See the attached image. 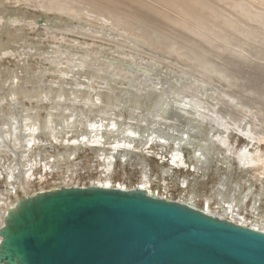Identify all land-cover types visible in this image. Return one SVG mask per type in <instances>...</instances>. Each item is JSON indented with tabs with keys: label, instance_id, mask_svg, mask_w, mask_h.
Returning a JSON list of instances; mask_svg holds the SVG:
<instances>
[{
	"label": "bare ground",
	"instance_id": "1",
	"mask_svg": "<svg viewBox=\"0 0 264 264\" xmlns=\"http://www.w3.org/2000/svg\"><path fill=\"white\" fill-rule=\"evenodd\" d=\"M20 1L21 0H17L16 3ZM25 1L28 2L29 0ZM135 1H139L138 5L140 6L141 4L142 7L148 5L151 8L153 6L152 9L158 13L157 15H160L158 17L161 18L162 16V19H166L170 24L172 23L185 28L191 31L195 36L204 37L209 41L223 38L224 35L221 33L225 32L227 26L233 27L247 35L248 32L252 34L257 32L254 27L249 25L244 26L243 20L233 18L228 9L224 8L221 10L217 5L218 1H222L234 9H242L245 15H249V18H253L254 16H259L258 18H260V20L263 18L260 14L263 12L260 11V13H258L259 11L254 10L251 2L243 0ZM33 2L34 5L39 3L38 6L47 11H54L60 14L66 13L79 17L80 20L77 19L81 22V28L88 31V33H90L89 31L96 33L98 30V34H106L108 33L106 31L108 27H111L112 30H116L118 27L123 26L127 32L130 31L133 35L137 34L135 38H140L144 41L154 40L155 38L151 37V34L158 35V33L154 31L153 33L148 32V34L135 33L134 30L136 28L143 30L145 25L154 27L153 24L156 23V21H153L158 17L153 15V18L149 13L142 10L137 11L135 9L134 11L132 9L133 11H128L125 8L129 4L126 3L128 5H124L125 2H122V0H118L116 6H107V3H104L103 0H34ZM154 3L161 6H154ZM9 5H11L10 0L0 1V56L8 50H15V48H18V50L22 52L21 54H23V49L26 47L32 46L33 49H36L35 45L29 43V39L25 37L23 30L25 22L31 24L36 23L35 16L26 11L24 12V10H9ZM122 5L125 10L121 8ZM162 5L165 7L164 10L162 9ZM45 18L46 25H53L61 30L63 23L60 24L58 22L59 18L56 16L53 18L45 16ZM94 20H98L99 22ZM256 20L258 21V19ZM16 21H19L20 28L15 33L11 25ZM107 21L109 24H107ZM133 21L136 22V27ZM130 22L132 24H130ZM64 24L66 27H69V31L76 32L74 30L76 28L72 26L74 22L66 21ZM88 25H94L95 29L92 31ZM76 26H79V23H77ZM103 27L106 30H101ZM113 34H110V38L114 37L115 34ZM84 35L88 36L85 33ZM119 35H121V38L122 36L126 37V33L122 34L121 32H118L115 37L120 38ZM228 35L230 34L228 33ZM112 41L114 40H110V42ZM207 41L206 43H208ZM71 42L78 44L75 40L69 43ZM114 42L117 45L115 49L94 48L87 43V46H76L74 43H71L69 47L63 46L64 48H62V50L60 48L57 49L58 52L54 49H49L46 57H48V54H60L61 50L64 55L70 52L66 54L68 57L65 58L68 59V62H72L65 71L73 77V83L70 86H59L57 90L51 87L50 84H45L43 80L45 70L43 71L40 69L37 72H32L29 70V65L27 63H24V66L18 69L10 70L5 69L0 64V79L2 83H10L9 86H4L9 87L5 88L6 97L9 98L4 99L0 97V152L5 150L10 151L6 152V162L1 165L7 175L8 186L5 188L6 192L0 191V228L3 226L5 216L9 210L15 207L21 200L18 189L21 188L22 184L18 183V181L26 180L27 176L37 164L36 158L39 157L41 159L43 155L42 152H48V149H46L47 147L43 148V145L38 147V149H33L34 145L42 142L41 140H52V147H56L59 142H63L65 139L66 143L62 145L64 147L63 151L56 152L52 155V158L54 159L53 162L58 167L62 166L60 165V161H64V164L68 162L66 166L67 169L70 168V161L75 158L83 149V146L85 147L86 145L94 150L96 157H99L98 159L101 158L104 161L105 167L109 170L113 167L112 162L117 159L121 162L134 161V159H136L135 162L140 166V173L143 177L141 182H144L141 185L138 184L136 187H142L151 193L152 189L150 185H147V181H145L149 179L150 174L147 169V158L143 150L149 148L152 144L158 145L159 150L149 151L147 149L146 153L149 154V156L151 155L157 158V163L160 167L159 172L164 176L169 175L172 182L176 179L174 171L178 169H188L190 171L191 166L187 161V156L184 154L185 150L190 152L189 158L192 160L193 164H195V167L204 172L209 171L208 169L211 168L218 159L222 162L228 161V155L231 151L228 149L229 147L225 148L223 146L225 143L226 145L229 143L223 141V139H228V137H226L228 135L226 130H222L220 126L227 129V131L231 128L229 122L231 118L229 117L230 110L226 108V110L223 111L222 109H218V102H209V92L201 90L200 87L192 86L190 88V86H184V84L188 82L187 78L182 76V72L174 71L167 66H161L155 62L156 60H147L138 55L140 52H138L137 55H135V53L132 54V52L128 53V50H125L127 47L126 45L122 44V42ZM231 44L233 45V43ZM186 46L184 42L175 40L170 46L166 47L170 51L182 55V53H180L181 49ZM238 46L242 47L241 45ZM255 46L252 45V47ZM219 47L223 48L225 46L221 45ZM196 49L201 52L204 51L198 46ZM43 55L45 56V54ZM102 58L108 61L102 62ZM60 61V65H62L64 70L66 65L62 59ZM89 63L94 70L89 69L90 67L87 66ZM94 63H96L97 66H94ZM125 64H132L133 66H137V68H129ZM100 66L119 71L108 75L101 72ZM50 68L54 69L55 66L52 65ZM50 68H47V70ZM138 68L146 69L149 73L146 71L141 72ZM58 71H60V69ZM133 71H138L141 74L138 72L134 74ZM122 73L131 77L142 76V78L138 79L139 81L131 78H124ZM121 79L126 82H122ZM92 80L100 82L97 92H93L94 87L90 83ZM169 81L172 82L173 86H165ZM104 82L105 85H103ZM28 84L30 87L27 86ZM188 88H190L193 93L185 95ZM207 89L210 90V87H207ZM195 90H197L200 95L194 94ZM215 92L216 91H212V95ZM225 93L227 94V92ZM223 96L226 95L223 94ZM26 98L34 102V106L25 108L24 99ZM6 100L13 101V103H10L9 109H5L4 101ZM40 101H49L45 117L41 116ZM78 104L81 107L79 109L76 107ZM208 116L212 117V119L218 123L217 128L209 124L210 122L206 120ZM235 124L237 126V132H240L243 138L250 141L236 152L239 164L241 165L240 167L248 174L252 167H256L262 160L260 156H254L253 152L249 149V144L253 143L255 135L261 140L263 132H254L249 127H242L238 123ZM214 130H217L218 134L216 139L212 137ZM41 137H43V139H41ZM10 143L13 144V147H11ZM17 147L19 151L15 150ZM167 147L170 148V151H167L169 148L166 150ZM220 147L225 150V157L222 156L223 154L221 155ZM0 162H2L1 156ZM227 164L230 163L227 162ZM261 165L264 167V160H262ZM230 172L220 180V187L215 193V199L218 205L227 203L225 206H220L224 211L222 210L223 212L221 213L216 212V215L229 220L231 217V219L240 221L242 225L247 226L248 220H245L246 218L241 215L239 210L243 206H248V199L250 196H253V190L251 189V184H248V189L242 187V183L240 187H231L232 182L236 184V181L231 178L232 176H229ZM1 173L3 172L1 171ZM106 178L107 179H102L101 181H92V185L112 186V181L108 177ZM188 178H184L181 184H184V186L187 185L190 182ZM196 179L198 180L197 177H194V186L192 185L194 189L191 190L185 186L184 193H182V195L180 194L181 199L178 201L196 205L195 195L198 192H196V187L198 185ZM245 181L247 183L249 182L246 178ZM173 183L177 184V181ZM69 184L72 185L73 183ZM126 185L124 189H129ZM61 187L63 186L59 188ZM11 194H15V199L11 198ZM162 197L176 200L167 195H163ZM263 199L264 192L259 193L253 198L251 205L252 211L262 208L261 203ZM209 209L210 207L208 206L206 211H209ZM260 210L261 209H259V211ZM262 219H264L263 210L258 215L254 216V218L250 219V227L264 231V220L262 221Z\"/></svg>",
	"mask_w": 264,
	"mask_h": 264
},
{
	"label": "rangeland",
	"instance_id": "2",
	"mask_svg": "<svg viewBox=\"0 0 264 264\" xmlns=\"http://www.w3.org/2000/svg\"><path fill=\"white\" fill-rule=\"evenodd\" d=\"M10 1H11V5L8 6L9 10H15V11L24 10V12L26 11L29 14L31 15L33 14L35 16L36 23L31 24L29 22H25L24 23L25 27L23 30L25 33V37L29 39V43L35 45L36 49H33L32 46H29L23 49L26 52V54L24 51L23 54H21L22 52H20L18 48H15V50H8L7 52L2 53L3 56L2 55L0 56V64L5 69H10V70L18 69L19 67L24 66V63H27L29 65V70H31L32 72H37L40 69L43 71L45 70L43 77L45 84L46 85L50 84L51 87L57 90L59 86H64V85L70 86L74 80L73 77L65 71L66 69H68L69 64H72V62H68V59L65 58L68 57L66 56V54L70 52H67L65 55L63 52H61L62 48H64L63 46L69 47L71 43H74V42L71 43L69 42L75 40L76 42H78V44L74 43L76 46L79 45L87 46L88 44L89 46L94 48L100 47L101 49H105V48L115 49L117 45L115 44L114 41H117V42H122V44L127 46L125 50L126 51L128 50L127 51L128 53L132 52V54L135 53V55H137V53L140 52L138 53V55L146 58L147 60L150 61L156 60L155 62L160 64L161 66H167L173 69L174 71L182 72L183 73L182 76L186 77L188 82L187 84L185 83L184 86H190V88L192 86L200 87L201 90L205 92H209L208 93L210 94L208 98L209 102H213V103L218 102V109H222V111L229 109L230 110L229 117H231L229 122L231 124V128H229V131H227V129L223 128L222 126H220V128L224 131L226 130V133L228 135L226 136L228 137V139H223V141L227 143L229 142L228 143L229 146L226 145V143L223 146L225 148L229 147L228 149H230L231 151V153L228 155V161H227L230 164H227L226 161L222 162L218 159L211 166V168L208 169L209 171L204 172L201 169H197V167H195V164H193L192 160L189 158L190 152L188 150H185L184 154L185 156H187V161L191 167H190V171L188 169L187 170L178 169L174 171V173L176 174V179L174 181H177L178 184L177 185L173 183L174 181L172 182V179L170 178L169 175L164 176L163 174H161V172H159L160 167L158 166L157 158L155 156H151V155L149 156V154L146 153L147 149L149 151L159 150L158 145L152 144L149 148L143 150V152L145 153V157L147 158V163H148L147 169L149 170V174H150L149 179L145 181H147V185H150L152 192H155L160 196L167 195L169 197H173V199L180 200L182 193H184L185 186L191 190L194 189L193 188L194 177H197L198 180L197 179L196 180L198 181V185L196 187V192L197 191L198 192L195 195L196 205L200 206L204 210L208 209L209 206L210 209L209 211L206 212L216 215V212L221 213L224 211L220 206L227 205V203L225 204L221 203L220 205L216 203L215 193L220 187L219 182L222 178H224L225 175L229 174L230 171L231 172L233 171L232 174L230 172L229 176L230 177L232 176L231 178L234 179V181H236V184L232 182L231 187L236 188V187H240L243 184L242 187L248 189L249 186L248 184H251V189L253 190V196H250L248 199V206L247 205L243 206L239 210L241 215L246 218L245 220H248L247 226L249 227L251 226L250 219L254 218V216L258 215L260 212H262V210L264 211V199L262 200L261 203L262 208H259L261 209L260 211L259 209H256L254 211H252L251 209L253 198L259 193L264 192V171H263L264 167L261 165L262 160H264V14H263L264 0H243V1L251 2L253 4L254 10L259 11L258 13H260V11L263 12L260 13L261 16H263L261 20L260 18H258L259 16L258 17L254 16L253 18H249V15H245L242 9H234L228 6L226 3H223L222 1H218L217 5L220 7L221 10H223L224 8L228 9L230 15L233 18H239L243 20L244 26L249 25L251 27H254L257 30V32L253 34L248 32L247 35L246 33L243 34L240 31L234 29L233 27L231 28L230 26H227L225 32L221 33L222 35H224L223 38L213 41H209L208 39L204 37H200L198 35L195 36L191 31L185 28L174 25L172 23L170 24L166 19L164 18L162 19V16L161 18L158 17L160 15H157L158 13L152 9L153 6L151 8L148 5L142 7L141 4L140 6L138 5L139 1H135V0H122V2H125L124 5L129 4L128 6H126L125 9H127L128 11L132 9L134 11L135 9L137 11L142 10L149 13L151 17H153L154 15L155 17L157 16L159 19L158 18L154 19L153 22L156 21V23L153 24L154 27H148L147 25H145V27H143V30L142 29L139 30L136 28L134 32L148 34V32L153 33L154 31L155 33H158V35L151 34V37L155 38L154 40L144 41L143 39L140 38L137 39L135 38L137 34L133 35L130 31L127 32L123 26L118 27V29L116 30H112L111 27L106 28L107 30L104 29V27L101 29V30H106L110 34L114 33L115 35L113 34L114 35L113 38H110L111 36L108 33L98 34V30L96 31V33L91 31H89L90 33H88V31L81 28V22L78 21L79 17L72 16L66 13L60 14L54 11L44 10L42 9V7L38 6L39 3L34 5L33 2L34 0H29L30 2L21 0L20 2L17 3H16L17 0H10ZM117 1L118 0H103L104 3H107V6H116ZM122 6L121 8L124 9V6L123 7ZM154 6H161V5L154 3ZM164 8L165 7L162 5L163 10ZM45 16H49L50 18L56 16L57 18H59L58 22L60 24L63 23L61 30H59L58 27H55L53 25L50 26L46 25ZM256 19H258V21ZM66 21L74 22V25L72 26L73 28H76L74 29L76 32L69 31V27H66V25L64 24ZM94 21L99 22L98 20H94ZM77 23H79V26H76ZM107 24H109L108 21ZM130 24L132 23L130 22ZM134 24L136 27V22H134ZM11 26L13 32L16 33L20 28L19 21H16ZM88 27L91 28L92 31L95 29L94 25L93 26L88 25ZM231 31L233 32V34ZM118 32H121L122 34L126 33V37L122 36L121 38V35H119L120 38L115 37L118 34ZM84 33L87 34L88 36H85ZM228 33L231 35V37L230 35H228ZM127 34L129 35V37ZM257 36L258 37L263 36V37H259L260 38L259 39ZM253 37H255L256 39ZM207 38H214V37H207ZM110 40H114V41L110 42ZM175 40L184 42L185 45H187L186 47L181 49L180 52L184 56L180 54L178 55V53L170 51L166 47V46H170ZM191 40L194 42H192ZM206 41L208 43H206ZM242 41L245 43H243ZM231 43H233V45ZM189 44L192 46H190ZM221 45H224L225 47L220 48L219 46ZM238 45H241L242 47ZM252 45L253 46L256 45L255 46L256 48L252 47ZM197 46L201 48L202 51L203 50L204 51L201 52L197 50L196 49ZM59 48L61 49L60 54L58 53L48 54V57H46L47 51L49 49H54L56 52H58L57 49ZM259 50H261L263 53ZM249 52H253V53H249ZM43 54H45V56ZM61 59L64 61V64L66 65L64 70L62 68V65H60ZM101 61L107 62L108 60L102 58ZM52 65L55 66L54 69L50 68ZM87 66L90 67L89 68L90 70H94L93 68H91L90 63ZM94 66H97V64L94 63ZM47 68L50 69L47 70ZM59 69L60 71H58ZM100 70L102 73H106L108 75L114 74L116 73V71H119L115 69H108L107 67L104 66H100ZM133 72L134 74H136V72L138 71H133ZM122 76L124 78H131L137 81H139L138 79L142 78V76L131 77L124 73H122ZM121 80L124 83L126 82L123 79ZM90 83L94 87L93 92H97L99 89L100 82L92 80ZM9 85H10L9 82H6V84H4L0 79V97L4 99L9 98L6 97V89H5L9 87H4ZM103 85H105V82L103 83ZM27 86H29V84ZM165 86H173V84L171 81H169L168 84H165ZM206 86L210 87V90H208ZM190 88L187 89L185 95L189 93L190 94L193 93V91L190 90ZM212 91H216V92L213 93L212 95L211 93ZM225 92H227V94ZM194 94L200 95V93L197 92V90L194 91ZM223 94H225L226 96H223ZM48 102L49 101H40V106H41L40 112L42 117H45V115L47 114V108L49 106ZM10 103H13V101L11 100L4 101L5 109H9ZM24 103H25L24 106L25 108L34 106L33 104L34 102H32L28 98L24 99ZM76 107L77 109L81 108L79 104ZM206 120L210 122L209 124L214 126L215 128L218 127V123L214 121L212 117L208 116ZM235 123H238L242 127H249L254 132H261V133L263 132L261 135L262 139L260 138L261 140H259V137L255 135L254 136L255 140L253 141V143L249 144V149L253 152L254 156L255 157L260 156L262 160L258 163L256 167H252L251 171L248 174H246L245 170L240 167L241 165L239 164L237 158L238 155L236 152L239 151L243 146L247 145L250 141L243 138L240 132H237L236 129L237 126ZM213 132L214 134L212 135V137L213 139H216L218 136L217 130H214ZM41 139H43V137H41ZM41 141L42 142L38 143L39 145L38 144L34 145L33 149H38V147L43 145L44 146L43 148L47 147L46 149H48V152L43 151L42 152L43 155L41 159L39 157L36 158L37 167L36 166L34 167L31 173L27 176L26 180L18 181V183L22 184L21 188L18 189L20 199H22L23 196H30L40 191L57 189L60 186L70 187V186L92 185V181L96 182V180L99 181H101L102 179L105 180L107 179L106 177H108L112 181L111 183L112 185H116V187H121V188H124L126 184H127L126 185L127 188H133L138 186V184L141 185L142 183H144L143 181L141 182V180H143V177L141 176L140 173L141 170L140 166L136 164L137 162H135L136 159H134V161L130 160L127 162H121L120 160L117 159L115 160L117 162L115 161L112 162L113 167L109 170L105 167L104 161L101 158L98 159L99 157H96L94 150L90 149V147H87L88 145H86L85 147L83 146V149L79 152V154H77L75 158H73L70 161L69 163L70 170H69L66 168L68 162L64 164V161H60L61 162L60 165L62 166L58 167L53 162L54 159L52 158V155L55 154L56 152L63 151L64 147L62 145L66 143L65 139L63 142H59L56 145V147H52L51 145L52 140L49 141L41 140ZM10 144L11 147H13V144L12 143ZM168 148L169 147H167L166 150ZM15 150L19 151L18 147L15 148ZM220 150H221V155L223 154L222 156L225 157V150H223L221 147ZM167 151H170V148ZM6 152H10V151L5 150L0 152V156L2 158V162H0V191L3 192H6L5 188L8 186L7 175L3 167L1 166L3 163L6 162L5 160V158H7ZM1 171L3 173H1ZM184 178H188L190 181V182L188 181L189 183L185 186L184 184H181ZM245 178L249 180L248 183L245 181ZM69 183H73V184L70 185ZM10 196L12 199H15V194H11ZM230 220L242 224L240 221L231 219V217ZM263 220L264 219H262V221Z\"/></svg>",
	"mask_w": 264,
	"mask_h": 264
},
{
	"label": "water",
	"instance_id": "3",
	"mask_svg": "<svg viewBox=\"0 0 264 264\" xmlns=\"http://www.w3.org/2000/svg\"><path fill=\"white\" fill-rule=\"evenodd\" d=\"M4 221L0 264H264V231L142 187L40 191Z\"/></svg>",
	"mask_w": 264,
	"mask_h": 264
}]
</instances>
